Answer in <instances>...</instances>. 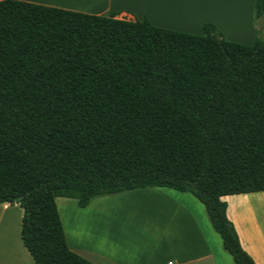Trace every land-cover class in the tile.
I'll use <instances>...</instances> for the list:
<instances>
[{"label":"trees","instance_id":"16d2710c","mask_svg":"<svg viewBox=\"0 0 264 264\" xmlns=\"http://www.w3.org/2000/svg\"><path fill=\"white\" fill-rule=\"evenodd\" d=\"M201 29L0 0V203L21 208L34 264H94L67 247L56 196L139 187L192 195L232 264H254L220 197L264 191V37Z\"/></svg>","mask_w":264,"mask_h":264},{"label":"crops","instance_id":"0c3cea01","mask_svg":"<svg viewBox=\"0 0 264 264\" xmlns=\"http://www.w3.org/2000/svg\"><path fill=\"white\" fill-rule=\"evenodd\" d=\"M86 14L113 13L128 20L147 19L156 27L201 34L211 23L225 40L251 44L254 0H21ZM243 22L246 39L229 32ZM225 214L241 248L254 264L264 263V191L223 195ZM67 247L94 264H232L203 205L187 192L139 187L91 199L79 207L56 196ZM143 210L141 227L117 224L115 208ZM21 208L0 203V264H34L19 239Z\"/></svg>","mask_w":264,"mask_h":264},{"label":"rangeland","instance_id":"374dc122","mask_svg":"<svg viewBox=\"0 0 264 264\" xmlns=\"http://www.w3.org/2000/svg\"><path fill=\"white\" fill-rule=\"evenodd\" d=\"M252 26L255 31V38L257 37H264V18L255 17L254 13L252 12ZM229 32L232 35L239 39H246L247 31L245 24L243 22H231L228 26ZM216 30L221 34H223L216 28ZM224 38V37H223ZM115 208V217H117V224H122L124 227L128 229L131 227H137L139 229L142 225L140 218L143 215V210H137L131 205H119V207Z\"/></svg>","mask_w":264,"mask_h":264},{"label":"built area","instance_id":"2783aa9c","mask_svg":"<svg viewBox=\"0 0 264 264\" xmlns=\"http://www.w3.org/2000/svg\"><path fill=\"white\" fill-rule=\"evenodd\" d=\"M167 264H171V262H167Z\"/></svg>","mask_w":264,"mask_h":264}]
</instances>
